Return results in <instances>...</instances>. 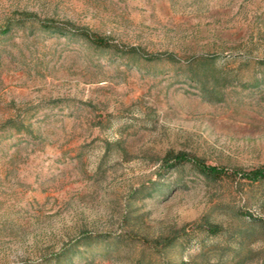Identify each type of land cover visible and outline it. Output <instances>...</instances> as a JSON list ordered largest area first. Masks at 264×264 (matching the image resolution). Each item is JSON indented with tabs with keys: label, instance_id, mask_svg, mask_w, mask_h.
Segmentation results:
<instances>
[{
	"label": "rangeland",
	"instance_id": "rangeland-1",
	"mask_svg": "<svg viewBox=\"0 0 264 264\" xmlns=\"http://www.w3.org/2000/svg\"><path fill=\"white\" fill-rule=\"evenodd\" d=\"M263 164L264 0H0V264H264Z\"/></svg>",
	"mask_w": 264,
	"mask_h": 264
},
{
	"label": "trees",
	"instance_id": "trees-1",
	"mask_svg": "<svg viewBox=\"0 0 264 264\" xmlns=\"http://www.w3.org/2000/svg\"><path fill=\"white\" fill-rule=\"evenodd\" d=\"M6 29V28H4ZM173 155L170 153H167L165 155V159L171 158ZM174 158L177 160H184L186 158L185 153L179 152L176 155H174ZM196 164H198L199 168L203 171L209 173V174H217L220 172V169L217 167H211L207 166L203 163H201L199 160L194 159L193 160ZM245 175L250 178L251 180H256L264 176V164L262 166H259L257 168H254L253 170L249 171L248 173H245ZM164 243V245H170L173 242V239H171L169 236L163 237L161 239Z\"/></svg>",
	"mask_w": 264,
	"mask_h": 264
}]
</instances>
